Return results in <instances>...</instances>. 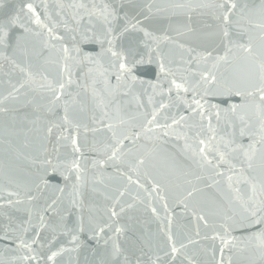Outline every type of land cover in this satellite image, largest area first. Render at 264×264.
<instances>
[{"label":"water","instance_id":"1","mask_svg":"<svg viewBox=\"0 0 264 264\" xmlns=\"http://www.w3.org/2000/svg\"><path fill=\"white\" fill-rule=\"evenodd\" d=\"M0 264H264V0H0Z\"/></svg>","mask_w":264,"mask_h":264},{"label":"snow or ice","instance_id":"2","mask_svg":"<svg viewBox=\"0 0 264 264\" xmlns=\"http://www.w3.org/2000/svg\"><path fill=\"white\" fill-rule=\"evenodd\" d=\"M121 67H123V65H121Z\"/></svg>","mask_w":264,"mask_h":264}]
</instances>
